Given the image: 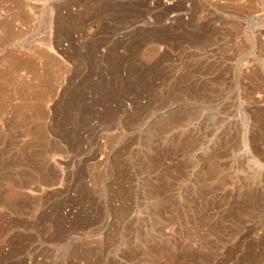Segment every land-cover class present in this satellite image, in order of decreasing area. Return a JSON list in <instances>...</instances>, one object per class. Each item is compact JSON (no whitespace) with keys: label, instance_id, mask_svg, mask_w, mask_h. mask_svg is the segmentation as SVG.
I'll list each match as a JSON object with an SVG mask.
<instances>
[{"label":"rangeland","instance_id":"1","mask_svg":"<svg viewBox=\"0 0 264 264\" xmlns=\"http://www.w3.org/2000/svg\"><path fill=\"white\" fill-rule=\"evenodd\" d=\"M0 264H264V0H0Z\"/></svg>","mask_w":264,"mask_h":264}]
</instances>
